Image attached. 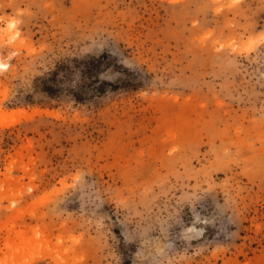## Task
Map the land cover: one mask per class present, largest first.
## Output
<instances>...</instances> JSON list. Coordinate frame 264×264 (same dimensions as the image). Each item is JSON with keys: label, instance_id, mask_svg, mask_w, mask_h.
Here are the masks:
<instances>
[{"label": "rangeland", "instance_id": "1", "mask_svg": "<svg viewBox=\"0 0 264 264\" xmlns=\"http://www.w3.org/2000/svg\"><path fill=\"white\" fill-rule=\"evenodd\" d=\"M0 263L264 264V0H0Z\"/></svg>", "mask_w": 264, "mask_h": 264}, {"label": "trees", "instance_id": "2", "mask_svg": "<svg viewBox=\"0 0 264 264\" xmlns=\"http://www.w3.org/2000/svg\"><path fill=\"white\" fill-rule=\"evenodd\" d=\"M113 62V59H111L108 53H103L98 57L91 56L89 58L75 60L73 66L62 63L57 66L52 76L45 80L43 92L50 96L58 94L62 90L60 85L61 81L58 80V76L63 74V79L75 82L76 80H71L68 76L77 73L79 74L80 82L77 87L72 89L73 97L77 102H84L87 99L106 93L108 86L116 89V85L100 79L103 71L109 68Z\"/></svg>", "mask_w": 264, "mask_h": 264}, {"label": "bare ground", "instance_id": "3", "mask_svg": "<svg viewBox=\"0 0 264 264\" xmlns=\"http://www.w3.org/2000/svg\"><path fill=\"white\" fill-rule=\"evenodd\" d=\"M6 67H7V66H6ZM22 113H23V112H22ZM11 118H13V116H12ZM20 119H21V117H20ZM20 119H19V120H20ZM15 122H16V121H12L11 123H8V122H7V123H8L9 125H11V124H13V123H15ZM16 123H17V122H16ZM8 124H7V126H8ZM5 126H6V124H5ZM0 264H1V263H0Z\"/></svg>", "mask_w": 264, "mask_h": 264}]
</instances>
